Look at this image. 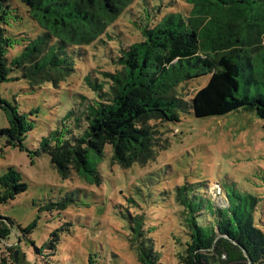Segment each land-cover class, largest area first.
<instances>
[{
  "label": "trees",
  "instance_id": "obj_1",
  "mask_svg": "<svg viewBox=\"0 0 264 264\" xmlns=\"http://www.w3.org/2000/svg\"><path fill=\"white\" fill-rule=\"evenodd\" d=\"M18 1L38 32L9 33L5 16L22 17L13 0H0V85L22 78L31 91L45 85L55 95L60 88L66 90L61 112L43 130L37 148L28 151L48 155L62 179L75 174L98 185L103 160L122 168L155 160L169 146L166 125L180 121L181 113L205 118L253 112L264 128V0H184V11L165 13L158 9L162 0H153L159 3L153 5L158 15L147 0H139L140 14L131 23L141 38L124 44L116 39L115 56L109 57L117 66L113 71H87L84 61L92 49L111 48L113 22L136 0ZM16 46L20 52L8 57ZM206 75V84L188 94L185 87ZM74 77L85 91L70 86ZM0 110L8 122L0 129L3 144L24 149L23 138L34 127L28 115L37 108L21 112L0 96ZM26 188L20 173L8 167L0 176V205ZM217 192L224 193L225 205H215L196 184L176 187L182 230L172 239L178 263L264 264V212L255 220L252 203L244 204L236 194L230 199L225 190ZM70 201L65 196L44 208L64 210ZM125 219L126 240L138 264H167L142 215L128 213ZM35 226L31 222L11 242V218L0 215V264H30L19 246L22 238L36 257L56 254L62 227L36 246L27 236ZM219 233L224 237L218 238Z\"/></svg>",
  "mask_w": 264,
  "mask_h": 264
},
{
  "label": "rangeland",
  "instance_id": "obj_2",
  "mask_svg": "<svg viewBox=\"0 0 264 264\" xmlns=\"http://www.w3.org/2000/svg\"><path fill=\"white\" fill-rule=\"evenodd\" d=\"M137 1L113 22L111 37L115 41L110 44L111 48L104 52L97 48L89 51L84 61L87 71L115 70L117 66L109 57L115 56L116 39L124 44L141 38L140 31L131 23L140 14L143 4ZM146 5L153 15H158L160 8L165 13L171 9L184 11L187 7L184 0H162L160 5L157 1L147 0ZM153 5H159L158 9ZM13 6L22 18L5 16L8 32L35 36L38 30L24 15L21 3L13 0ZM19 52L20 47L16 46L10 49L8 57ZM208 78L206 75L193 80L185 87H188L187 93L192 94L204 86ZM70 86L85 91L80 79L75 77ZM57 92L55 95L51 85L31 91L22 78L0 85V96L21 112L30 113L37 108L28 115L34 120V127L23 138L24 149L5 146V137L0 135V176L8 167H13L27 185L26 190L13 200L0 205V215L12 221L9 241L17 242L16 233L21 234V229L33 221L36 226L27 236L36 246H40L53 229L62 227L59 232L61 242L55 255L36 257L30 242L21 239L19 246L27 263L138 264L126 240L129 228L125 215L139 213L145 229H151L156 249L168 260L167 264H179L173 255L176 246L172 235L180 234L182 230L177 220L175 195L176 187L184 183L196 184L203 190V196L212 199L217 206L224 203L221 202L224 193L217 191L225 190L230 199L234 198L233 194L238 195L244 204L254 205L255 220L264 212V128L263 120L253 112L233 111L224 116L205 118H196L191 111L181 113L180 121L166 125L169 146L160 150L155 160L143 166L134 163L128 168L103 160L100 163L102 180L97 185L87 183L75 174L62 179L48 155L28 152L37 148L43 130L67 102L66 90L60 88ZM7 125L5 113L0 110V129ZM65 196L71 201L64 210L47 211L44 208L49 202ZM262 217L264 221V214ZM221 236L224 237L219 233L218 238Z\"/></svg>",
  "mask_w": 264,
  "mask_h": 264
}]
</instances>
